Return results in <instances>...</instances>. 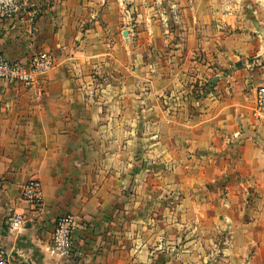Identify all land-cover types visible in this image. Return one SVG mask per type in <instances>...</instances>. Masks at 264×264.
Instances as JSON below:
<instances>
[{
	"label": "crops",
	"instance_id": "1",
	"mask_svg": "<svg viewBox=\"0 0 264 264\" xmlns=\"http://www.w3.org/2000/svg\"><path fill=\"white\" fill-rule=\"evenodd\" d=\"M21 3L0 49L55 66L32 87L0 80L14 264H264V0ZM32 178L39 205L20 194ZM13 212L28 218L16 234ZM66 212L76 261L50 246Z\"/></svg>",
	"mask_w": 264,
	"mask_h": 264
},
{
	"label": "built area",
	"instance_id": "2",
	"mask_svg": "<svg viewBox=\"0 0 264 264\" xmlns=\"http://www.w3.org/2000/svg\"><path fill=\"white\" fill-rule=\"evenodd\" d=\"M22 10L21 0H0V18H12ZM55 66L54 54L50 51L40 50L32 55L27 65L20 60L9 59L0 49V80L8 83H19L24 87H32L37 76L51 70ZM3 109L0 99V110ZM264 113V84L256 89L255 115L260 118ZM238 134V133H237ZM236 134V135H237ZM21 197L31 204L39 205L43 202L42 183L37 178H32L21 186ZM28 218L22 213L13 212L7 220L8 231L16 234L23 229ZM77 217L66 212L56 220L51 237V250L62 257L76 261L81 257V249L75 240ZM0 264H14L11 251L5 244L0 243Z\"/></svg>",
	"mask_w": 264,
	"mask_h": 264
},
{
	"label": "water",
	"instance_id": "3",
	"mask_svg": "<svg viewBox=\"0 0 264 264\" xmlns=\"http://www.w3.org/2000/svg\"><path fill=\"white\" fill-rule=\"evenodd\" d=\"M8 248V247H7ZM9 249V248H8Z\"/></svg>",
	"mask_w": 264,
	"mask_h": 264
}]
</instances>
